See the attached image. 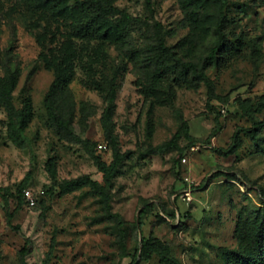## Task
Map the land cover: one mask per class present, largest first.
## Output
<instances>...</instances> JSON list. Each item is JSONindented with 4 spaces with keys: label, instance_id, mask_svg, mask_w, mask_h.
Instances as JSON below:
<instances>
[{
    "label": "rangeland",
    "instance_id": "1",
    "mask_svg": "<svg viewBox=\"0 0 264 264\" xmlns=\"http://www.w3.org/2000/svg\"><path fill=\"white\" fill-rule=\"evenodd\" d=\"M64 1L73 7L78 0ZM102 1L140 21L111 18L119 41L73 37L72 18L55 14V0H0V82L8 71L17 75L13 103L26 115L18 147L0 105V264H169L155 249L143 252L145 240L178 264H226L223 249L250 253L264 217V127L252 141L243 132L252 121L239 103L264 101V0H228L229 49L205 71L207 81L181 76L177 59L201 66L216 42L215 4L190 12V0ZM158 36L174 56L156 66ZM59 64L68 83L57 106L80 142L58 132L46 110ZM114 80L121 163L111 204L121 230L92 189L61 188L80 178L104 184L90 152L114 162L102 126ZM256 119L264 122V111ZM179 132L178 150L152 152ZM237 132L242 147L226 157L219 150ZM26 190L36 206L24 199Z\"/></svg>",
    "mask_w": 264,
    "mask_h": 264
},
{
    "label": "trees",
    "instance_id": "2",
    "mask_svg": "<svg viewBox=\"0 0 264 264\" xmlns=\"http://www.w3.org/2000/svg\"><path fill=\"white\" fill-rule=\"evenodd\" d=\"M208 3H213L218 7V16L216 19V27L214 30V35L216 38L215 45L210 49L201 66L193 61H184L182 59H177L181 76L191 74L196 79L204 81H207L205 71L208 69V67L216 60H218L220 55L226 53L229 49L226 39V30L228 24L226 10L229 4L228 0H190V12L191 10L199 8L200 6ZM64 4V0H55L52 8L57 16H70L72 18V28L74 34L73 37L76 38H92L95 36H99L102 39L119 41L120 39H118L117 30L113 27V25L109 24L111 18H118L122 22L129 25L140 22L138 19L133 18L125 10H121L112 4L103 2L102 0H78L73 7H63ZM147 5L151 6V0H147ZM173 50L174 49L167 47L165 40L161 36H158L157 46L155 49L154 57L152 59V64L158 66L159 64L168 61V59L174 56ZM54 70L55 81L52 84L50 91L45 99V106L49 116V120L58 132L72 137L76 139L77 142H80L79 137H76L73 130L71 129L70 122L65 117H63L62 113L59 112L57 106V102L68 83L66 69L61 68V64H59L54 65ZM16 82L17 75L12 71H8L7 83L2 84L0 82V105L5 109L9 118L8 130L10 139L16 146L21 147L25 143L24 128L26 115L23 112L19 111L13 103V94L16 89ZM117 89V83L116 80H114L113 89L108 94L107 108L102 117V126L105 131L106 139L111 143L114 152V162L111 165H107L100 159V157H96L94 153L90 152L99 171L103 174L104 184L101 185L100 183L93 181L90 178H80L63 183L61 185V188L65 193H70L82 188L92 189L101 198L102 204L104 205L106 217L118 223L121 230L124 226L123 218L119 214L113 213L111 204V192L114 187V180L119 175V165L121 163V155L119 153L116 139L112 131V119L115 116L117 108ZM239 104L242 112L252 121V128L248 131L243 130V132H245L252 141L259 142V131L263 129L264 122L258 121L256 119V114L263 113L264 101L259 103H252L251 101L245 100L240 101ZM183 133L188 139L189 144H193L194 140L189 136V127L186 123L183 127ZM181 134V132L177 133L170 142L157 147L152 152L155 154H164L169 152L170 150H178V140L181 137ZM241 147L242 141L240 139V133L237 132L233 137V142L229 149H221L219 150V152L228 157L232 154H236ZM47 171L50 174L51 178L55 180L56 169L55 164L51 160L48 162ZM149 209L150 206L145 205V208L141 211V225H143L142 220L147 215ZM143 247V252H146L149 249H155V251H157L167 263L178 264L175 260H172L167 256V253L163 248H155L146 240L143 243ZM221 252L222 259L226 264H264V217L261 218V221L258 223L253 233L252 251L250 253H244L235 250L230 251L226 249H223Z\"/></svg>",
    "mask_w": 264,
    "mask_h": 264
},
{
    "label": "built area",
    "instance_id": "3",
    "mask_svg": "<svg viewBox=\"0 0 264 264\" xmlns=\"http://www.w3.org/2000/svg\"><path fill=\"white\" fill-rule=\"evenodd\" d=\"M99 149L100 150L106 149V146L101 144V145H99ZM184 161L186 162V159ZM191 194H192V192L190 191V189H188V191H186L184 193V195H185V197H187L188 201L192 200ZM24 199L30 205V207L36 206L37 201H36V198H35L34 194L32 193V191L26 190L24 193Z\"/></svg>",
    "mask_w": 264,
    "mask_h": 264
}]
</instances>
